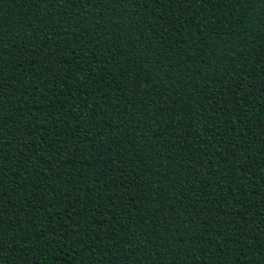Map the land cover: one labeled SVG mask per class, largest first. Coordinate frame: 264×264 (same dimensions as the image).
<instances>
[{
  "label": "trees",
  "instance_id": "obj_1",
  "mask_svg": "<svg viewBox=\"0 0 264 264\" xmlns=\"http://www.w3.org/2000/svg\"><path fill=\"white\" fill-rule=\"evenodd\" d=\"M0 211V264H264V0H0Z\"/></svg>",
  "mask_w": 264,
  "mask_h": 264
},
{
  "label": "snow or ice",
  "instance_id": "obj_2",
  "mask_svg": "<svg viewBox=\"0 0 264 264\" xmlns=\"http://www.w3.org/2000/svg\"><path fill=\"white\" fill-rule=\"evenodd\" d=\"M188 2L189 3H192V4H196V3H198V0H188ZM0 214H2L3 216H5L2 211H0ZM9 219H10V217H9ZM4 223L5 222L2 219H0V234L5 233L4 232V227H3Z\"/></svg>",
  "mask_w": 264,
  "mask_h": 264
}]
</instances>
